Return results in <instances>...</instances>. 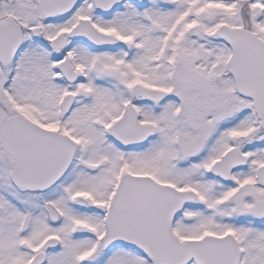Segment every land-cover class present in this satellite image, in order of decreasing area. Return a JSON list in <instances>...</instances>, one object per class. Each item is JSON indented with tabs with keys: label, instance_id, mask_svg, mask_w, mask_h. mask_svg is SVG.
I'll list each match as a JSON object with an SVG mask.
<instances>
[{
	"label": "snow or ice",
	"instance_id": "obj_1",
	"mask_svg": "<svg viewBox=\"0 0 264 264\" xmlns=\"http://www.w3.org/2000/svg\"><path fill=\"white\" fill-rule=\"evenodd\" d=\"M0 264H264V0H0Z\"/></svg>",
	"mask_w": 264,
	"mask_h": 264
}]
</instances>
